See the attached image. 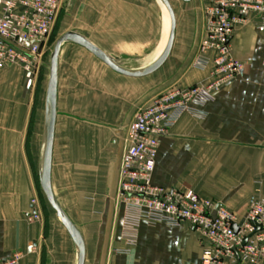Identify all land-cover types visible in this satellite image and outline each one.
<instances>
[{"label":"crops","instance_id":"crops-1","mask_svg":"<svg viewBox=\"0 0 264 264\" xmlns=\"http://www.w3.org/2000/svg\"><path fill=\"white\" fill-rule=\"evenodd\" d=\"M170 2L175 39L159 74H119L74 43L60 52L52 187L84 237L85 264H201L200 234L187 224L142 221L129 245L117 201L123 137L137 106L210 76V66H195L205 32L202 0ZM59 21L65 26L59 37L79 32L133 69L141 68L139 58L160 55L170 28L158 0H65ZM258 23L251 18L233 37L243 71L213 97L204 95L160 138L153 172L154 184L193 189L241 217L251 201L264 199V29ZM38 77L21 65L0 69V261L17 255L18 264H77L74 242L37 179ZM34 214L39 218L31 220Z\"/></svg>","mask_w":264,"mask_h":264},{"label":"built area","instance_id":"built-area-1","mask_svg":"<svg viewBox=\"0 0 264 264\" xmlns=\"http://www.w3.org/2000/svg\"><path fill=\"white\" fill-rule=\"evenodd\" d=\"M65 0H0V69L21 65L33 72L43 64L48 42ZM205 32L195 66H210L207 81L172 86L138 105L125 129L117 201L123 204V227L129 245L137 241L142 221L189 225L200 234L201 264L264 262V199L251 201L244 215L193 189L153 183L159 140L205 95L213 97L244 69L233 55L237 28L251 18L264 29V0H202ZM39 215L30 216L31 220ZM13 256L0 264H18Z\"/></svg>","mask_w":264,"mask_h":264},{"label":"water","instance_id":"water-1","mask_svg":"<svg viewBox=\"0 0 264 264\" xmlns=\"http://www.w3.org/2000/svg\"><path fill=\"white\" fill-rule=\"evenodd\" d=\"M170 20V29L163 52L152 63L141 68H127L119 58L114 57L94 44L83 34L76 31H67L55 42L50 54L49 77L45 94L44 127L42 153L39 164V182L42 192L50 205L56 212L57 217L71 236L78 253V263L85 264L86 243L78 227L74 224L66 211L57 200L52 187V162L56 133V121L58 117V81H59V57L64 44L74 43L85 48L109 68L115 72L128 77H144L159 70L168 60L175 39L176 14L170 0H158Z\"/></svg>","mask_w":264,"mask_h":264},{"label":"rangeland","instance_id":"rangeland-1","mask_svg":"<svg viewBox=\"0 0 264 264\" xmlns=\"http://www.w3.org/2000/svg\"><path fill=\"white\" fill-rule=\"evenodd\" d=\"M62 24V25H61ZM61 25V26H60ZM64 23L62 22H56V25L53 29V32L50 36L49 39V43H48V49L47 52L44 56L43 59V64L36 69L35 71L37 72V74H39L38 77V83L36 85V92L34 95V115L39 116V122H40V127H41V135L43 134V129L42 126L44 127V106H45V94H46V87H47V82H48V77H49V66H50V54L54 48V44L55 41L57 39V37H59L58 35L60 34V29L64 28ZM162 45V42H161ZM138 59V58H135ZM133 59L132 61L135 63V61H138V64L140 67H144L148 64H150L151 62L154 61L155 57L154 56H147L144 59L140 60V58L138 60ZM131 61V60H129ZM132 63V62H131ZM162 70V69H161ZM161 70H158L157 73L159 74L161 72ZM41 76V78H40ZM39 179V176L38 178ZM42 193V191H41ZM43 194V193H42ZM44 197V195H42Z\"/></svg>","mask_w":264,"mask_h":264},{"label":"bare ground","instance_id":"bare-ground-1","mask_svg":"<svg viewBox=\"0 0 264 264\" xmlns=\"http://www.w3.org/2000/svg\"><path fill=\"white\" fill-rule=\"evenodd\" d=\"M166 16H167V22H168V27H169V22H170V20H169L168 15H166ZM169 29H170V28H169ZM165 46H166V44H165ZM165 46H164V48H165ZM164 48H163V50H164ZM163 50H162V52H163ZM162 52H161V53H162ZM161 53H160V54H161ZM155 59H157V57H156ZM151 63H152V62H151ZM127 68H128V67H127ZM42 127H43V126H42ZM42 129H43V128H42Z\"/></svg>","mask_w":264,"mask_h":264},{"label":"trees","instance_id":"trees-1","mask_svg":"<svg viewBox=\"0 0 264 264\" xmlns=\"http://www.w3.org/2000/svg\"><path fill=\"white\" fill-rule=\"evenodd\" d=\"M40 78H41V76H40Z\"/></svg>","mask_w":264,"mask_h":264}]
</instances>
